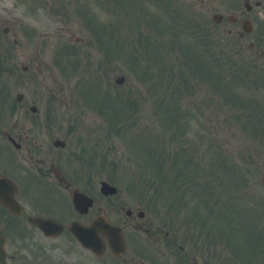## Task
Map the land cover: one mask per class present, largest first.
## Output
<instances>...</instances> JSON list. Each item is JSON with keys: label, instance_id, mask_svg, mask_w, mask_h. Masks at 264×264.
I'll list each match as a JSON object with an SVG mask.
<instances>
[{"label": "rangeland", "instance_id": "rangeland-1", "mask_svg": "<svg viewBox=\"0 0 264 264\" xmlns=\"http://www.w3.org/2000/svg\"><path fill=\"white\" fill-rule=\"evenodd\" d=\"M171 2H175L173 5L179 8H185L189 5L194 7L192 0H171ZM114 3V0H0L2 8L13 11L11 14L12 24L9 26L13 34L5 37V40L12 48L16 37L22 41L19 46H26L24 48L25 52L32 51L34 54L33 57L30 54H26V56L31 58L32 63L37 61V65L43 67L45 72L47 69L56 73L61 72L63 65L59 58L67 53L64 49L70 47V56H74L72 53L75 52L74 47H76L81 50L84 56H87L86 62L82 64V60L78 66L77 71H81L80 76L86 74L85 72L89 68L90 71L86 77H93L96 72L111 77L116 74L127 75L122 85L117 86L112 81L116 88H112L110 96V100L117 104L115 115L120 134L117 140L113 139L112 144L113 150L118 151V169L113 175L117 186L125 183L124 188L132 195H141L143 198L145 193L150 195L149 199L152 204H161L159 207L163 212L162 216H164V207L168 208L170 206L171 208L177 202V205H184V210L189 218L195 212L196 219L200 217L199 220L202 223L211 226L214 223H219L222 228L223 223L231 222L233 215H230V213L233 210H226V208L219 210L217 208L218 211L214 215L209 214L208 216L212 219L203 216L207 212L205 201L210 196L207 191H214L215 197H220V203L217 204L220 207L225 205V201L230 197L231 204H233V200L243 203L240 205L238 212L233 211L236 217L240 215V212L255 214L259 210L256 217H261V226L258 225L257 227L264 230V141H262L263 155L254 153L257 149H260L258 143H256L260 128H258V131L246 129L241 125L242 122L239 123L240 121L237 119L239 116L245 118L248 108L244 110H242V107L234 109L232 97L229 98L230 102L228 103L225 97L219 96L217 93L221 91L219 88L221 85L219 81H214L218 92L214 91L211 97L200 92L194 96L182 92L180 96H176L175 100L177 101L174 100V96L168 98L166 102L168 105L181 103L180 109L175 108L177 116L174 117V121H171L170 115H167V113V116L163 117L164 112L156 110L153 106L150 107V117L145 118L146 124L150 125V131L142 137V133L136 129L135 113L130 112L132 108L131 110L128 109L130 112L128 116L124 108L129 105L127 103L132 100L133 93L136 95L134 98L136 104L140 106L144 105L145 97L150 98L149 102H152L158 94L156 92L157 86L144 84L138 76L133 75V71L132 73L129 71L132 67L129 63H134L142 56V50L137 44L141 38L140 31L142 32L146 27L138 22L139 18L134 12L126 10V6L119 8L122 2L117 5L118 7L114 6ZM29 6L34 9L33 12L28 11ZM86 10L93 12L94 16L87 19L84 15ZM152 11L154 16L158 15L156 8L153 7ZM260 19L262 18L260 17ZM136 25L142 27L135 29ZM2 38L1 36L0 39ZM78 38H84L85 42L83 44L75 42ZM204 43L206 44V41ZM258 46L263 47V42H260ZM219 48L218 45L215 46V54L219 51ZM229 55L231 54L221 51L216 57L219 56V61L223 66L231 67V65H226L229 61ZM181 58H184L183 53ZM12 60V65L8 69L10 72L16 70L17 63L21 66V61H26L21 58H14V56ZM54 61L59 66L54 65ZM182 61L185 63L187 60L184 58ZM188 63L186 73L197 70L193 60L188 61ZM70 64L72 65V61H70ZM47 65L53 66V68L49 69ZM172 66L174 67L172 71H175V68L178 71L176 78L183 79L184 72L182 69L184 65L177 62ZM262 66L264 71V60ZM212 71H214V67H212ZM75 76L78 75L75 73ZM101 76L98 75V77ZM23 77L26 76L23 75ZM186 77L184 75V79ZM76 81L79 82L78 79ZM135 82H139L141 85L138 86ZM173 84L174 80L170 85ZM73 86L74 84H72ZM229 86L232 93L234 92L237 96L238 94L244 95V99L248 97L253 89L245 84L243 87L234 84ZM254 93L258 94L256 91H251L250 95L256 97ZM262 94H264V90ZM158 97H156V100ZM184 110H186V115L179 119ZM262 118L264 119V115H262ZM255 122L254 125L259 126L260 119ZM168 123H171L172 132L167 129ZM197 132H200L203 137L197 138ZM211 135L214 137L211 139L212 143L209 141ZM261 136L263 137L264 134H261ZM223 141H225L224 144ZM183 147H185L184 151L182 150ZM221 156H226L224 165L232 164L242 168L238 172L240 175L238 178L231 173L224 172V170L222 176L215 175L214 177L212 172L207 171V168L212 164L210 162L211 157ZM244 178L248 181L243 182L242 189L237 188L234 183L230 184L231 181L241 183ZM199 185H201V189H203L202 185L205 187L204 196L193 194ZM136 189H138L137 192ZM140 190L143 192L140 193ZM195 202L198 204L197 208ZM159 207L157 206V208ZM156 215L161 217L160 213ZM185 217L183 216V218ZM164 219H166L165 216ZM234 220H237V218ZM232 234L238 238V229H234ZM210 235L211 237L214 236L212 231L208 230L206 237ZM216 240H218V237ZM26 242L33 245V249L37 248L39 252L46 253L50 256L49 259L52 258L56 264H58L57 261L59 264H66L67 260L64 254L67 253L63 251V245H55L54 242L41 238ZM57 246L59 248H56ZM146 246L149 250L145 248L144 252L157 259L159 264H179L181 261L179 258V262L175 260L170 263L167 261L169 254L159 252L155 245L152 247L146 243L144 247ZM217 247L222 248L220 245H217ZM69 248L75 252L80 250L76 245ZM186 253L192 255L191 251ZM186 253H183V255ZM227 257L228 255L223 254L221 260H225ZM241 258L249 259V255L247 256L244 252ZM67 259L69 261V256ZM82 264L102 263L85 261ZM131 264L146 263L141 260L136 262L134 260ZM201 264L212 263L203 262Z\"/></svg>", "mask_w": 264, "mask_h": 264}, {"label": "flooded vegetation", "instance_id": "flooded-vegetation-1", "mask_svg": "<svg viewBox=\"0 0 264 264\" xmlns=\"http://www.w3.org/2000/svg\"><path fill=\"white\" fill-rule=\"evenodd\" d=\"M242 1L246 9L241 7ZM195 2L199 9L207 12L219 5L226 14L220 24L226 22L232 26L242 39L248 35L258 38L264 33V23L260 19L258 21V15H264V0ZM3 14L0 8V30L2 21L6 22ZM247 19L259 25L260 29L251 34L239 31ZM8 31V28L4 29L5 34ZM13 43L14 49L8 41L0 40V50L5 59L11 53L14 58L26 60L21 61L23 70L18 75L15 71H8L12 63L6 61L9 63L5 66L6 78L10 81L6 86L7 103L4 102V106H7L5 111L8 113L0 121V178L7 177L9 180L8 184L1 186V195L6 199L13 193L21 211L13 215L0 204V228L10 240L9 260L12 264H27L28 258L31 259L28 264H35L33 259L35 262L43 260L39 252L35 253L37 248L31 249L29 244H22L23 239L68 240L71 243L74 240L72 229L95 224V229L100 232L99 250L102 255L92 253L93 256L89 255L88 259L81 252L67 249V254H64L66 264L92 263L99 259L111 264L114 260L127 264L130 260H141L139 256L146 254L141 243L161 244L169 239L171 232L163 226V218L150 209L148 194L144 198L132 195L124 188L125 183L117 186L114 182L118 151L113 150L112 144L114 138L118 139V124L115 115L117 104L110 100V96L112 88H116L112 81L116 83L117 75L111 77L100 73L102 77L96 72L93 77H86L89 73L80 76L68 65L61 72L48 69L45 72L37 61L32 63L31 58L26 56L30 54L33 57V53L25 52L26 46H19L22 41L15 39ZM78 58L80 64L87 57ZM62 59L64 65L69 64V56ZM15 69H18V64ZM148 99L145 97L143 106L136 104L134 110L136 127L144 130L149 128L145 121L149 117ZM104 182L116 186L118 191L104 193ZM105 220L122 231L126 250L120 256L110 249L108 238L102 232L103 227L98 225ZM44 222L61 224V233L57 232L60 234L50 239L48 236L58 230ZM182 233L180 228L177 234L182 237ZM60 244L66 245L65 242ZM170 245L167 243L168 248ZM193 249L195 252L199 250L197 247ZM191 259L192 264H200L196 254Z\"/></svg>", "mask_w": 264, "mask_h": 264}, {"label": "water", "instance_id": "water-1", "mask_svg": "<svg viewBox=\"0 0 264 264\" xmlns=\"http://www.w3.org/2000/svg\"><path fill=\"white\" fill-rule=\"evenodd\" d=\"M1 242H3V240H2V237H1V235H0V264H5L4 263V254H3V249H1Z\"/></svg>", "mask_w": 264, "mask_h": 264}]
</instances>
